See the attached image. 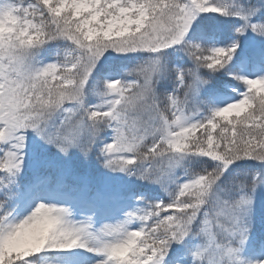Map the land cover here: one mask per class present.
Returning a JSON list of instances; mask_svg holds the SVG:
<instances>
[{
  "label": "snow or ice",
  "instance_id": "1",
  "mask_svg": "<svg viewBox=\"0 0 264 264\" xmlns=\"http://www.w3.org/2000/svg\"><path fill=\"white\" fill-rule=\"evenodd\" d=\"M0 264H264V0H0Z\"/></svg>",
  "mask_w": 264,
  "mask_h": 264
}]
</instances>
